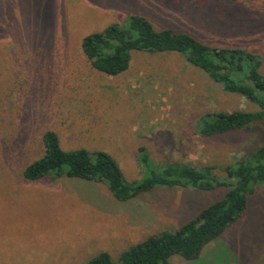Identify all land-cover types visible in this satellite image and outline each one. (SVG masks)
<instances>
[{
	"label": "rangeland",
	"instance_id": "1",
	"mask_svg": "<svg viewBox=\"0 0 264 264\" xmlns=\"http://www.w3.org/2000/svg\"><path fill=\"white\" fill-rule=\"evenodd\" d=\"M133 14L158 30L251 52L264 75V0H0V264H86L102 251L117 259L229 189L158 187L120 201L97 180H28L23 171L42 156L49 129L66 149L108 151L129 182L146 168L140 148L147 168L212 166V176L232 182L227 170L264 145V117L246 129L200 134L207 112L260 107L226 92L182 53L133 51L116 75L94 68L83 37ZM169 264H264V183L198 258L176 254Z\"/></svg>",
	"mask_w": 264,
	"mask_h": 264
},
{
	"label": "trees",
	"instance_id": "2",
	"mask_svg": "<svg viewBox=\"0 0 264 264\" xmlns=\"http://www.w3.org/2000/svg\"><path fill=\"white\" fill-rule=\"evenodd\" d=\"M82 49L94 68L116 75L130 66L133 51H177L193 65L203 69L226 92L240 93L260 108L256 111L207 112L200 117L201 135L246 129L264 117V75L256 56L242 48L211 47L188 32L158 30L148 18L133 14L125 23H112L101 31L85 35ZM44 152L29 163L23 176L31 181L41 178L71 177L105 183L120 201H127L158 187L213 189L228 185L225 195L202 208L197 215L175 230H164L131 245L114 259L108 251L91 257L86 264H169L173 255L186 259L199 257L205 245L217 238L246 211L248 195L264 183V145L253 159L228 169L232 182L212 176V166L197 168L178 162L156 170L148 167V155L140 148V179L127 181L116 158L108 151L86 147L66 149L52 129L43 135ZM144 170V171H143Z\"/></svg>",
	"mask_w": 264,
	"mask_h": 264
}]
</instances>
